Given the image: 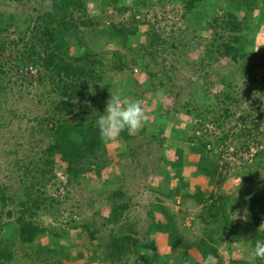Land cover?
<instances>
[{
    "label": "trees",
    "instance_id": "obj_1",
    "mask_svg": "<svg viewBox=\"0 0 264 264\" xmlns=\"http://www.w3.org/2000/svg\"><path fill=\"white\" fill-rule=\"evenodd\" d=\"M10 1L23 3L27 0ZM165 3L181 4L184 16H190L192 21L190 29L194 38L212 33L213 40L202 56L207 59H200L198 64L211 62L216 56L234 62L232 67L212 73L215 81L209 87H219L214 101L205 92L201 99L192 95L183 104L185 114L195 121L193 130H199V135L194 133L187 137L188 148L178 150V160L169 161L164 154L159 158L158 176L170 178L167 169L171 168L178 181L173 190L164 194L169 198L180 196L183 206L192 200L200 207L192 226L199 225L202 234L190 238L186 228L180 225V218L159 202L148 213L150 224L146 234L151 239L146 242L138 239L134 225L122 222L129 204L125 200L126 194L117 188L107 198L111 205L102 226L113 225L118 231H114L105 244L94 243L98 240L99 228L73 220V229L87 232L93 246L87 264H128L132 258L139 264H204L209 254L214 257L210 264H227L220 252L221 246L241 243L244 239L250 243L264 239V142L260 141L264 139L263 107L241 114L236 132L226 128L236 116L233 107L240 102L237 97L248 95L241 84L250 80L255 91L259 88L256 78L258 69L264 68V47H256L260 28L256 20L264 22V0H51L45 11L37 10L34 21L29 23L27 19L23 27L15 16L6 20L0 15V86L7 74L15 72L32 85L47 88L42 93L45 99L42 105H47L48 109L43 110L35 121L38 131L50 139L38 162L39 176L32 175L29 168L25 170L24 174L30 176L27 178L29 185L21 179V187L13 190L0 183V264L13 263L17 248L24 251L26 257L38 258L42 264H79L70 262L74 253L64 246H60V251L48 247L49 240L56 242L64 235L41 225V216L52 215L56 203L47 187L56 179L57 158L64 164L67 178L73 182L92 173L99 178L106 169L114 166L108 144L101 139L95 126L96 116L103 114L111 92L119 89L125 98L136 95L133 86L137 79L131 77L135 76V70L150 78L156 77L160 70H150L157 64L150 61L167 55L175 58L174 52L182 48L180 44L185 45L183 33H173L165 38L152 26L141 33L142 27L150 24L141 20L144 9ZM90 5L95 10L111 7L121 14L129 13L131 20L129 24L109 20L103 25L99 16L90 14ZM13 27L18 37L9 41L5 34ZM142 36L145 42L141 41ZM98 37L104 39V44L97 43ZM109 44H114L117 49L108 54H104V50L98 52L99 48ZM180 57L182 55L178 54ZM9 64L12 69L6 72L5 67ZM166 69L165 72H171L170 68ZM33 70L38 72L36 77L29 72ZM126 71L131 76L121 82H113L110 77L113 72ZM171 73L167 77L172 80ZM212 74H205L206 81ZM261 78L264 85V75ZM159 84L158 87L149 79L144 88L151 95L165 86L163 80H159ZM175 89L178 85L174 83L164 88L168 93ZM7 91L3 88L4 94ZM80 104L84 106L80 107ZM173 109L166 113V125L148 122L140 132L147 134L149 143L157 142L160 149L165 147L164 133L170 119L178 114L177 102L173 103ZM209 124L218 132L209 131ZM119 139L128 144L136 136L122 132ZM229 141L230 146L241 153H250L254 147L257 149L250 159L239 158L240 164L235 168L240 170L235 175L229 173V163H223L221 147ZM127 148L122 156L119 154V164L136 152L132 147ZM191 167L195 168L193 176L206 179V185H197L193 192L190 190L192 185L185 179V173L190 172ZM235 176L240 180L236 187L232 184ZM230 212L238 214L233 218L234 214ZM43 237H48V241L33 247ZM74 244L77 249L80 247L79 241ZM161 244L166 245L164 255L157 253ZM77 255V260L85 258L81 252ZM237 263L264 264V258L253 260L248 255ZM228 264L235 262L229 259Z\"/></svg>",
    "mask_w": 264,
    "mask_h": 264
},
{
    "label": "rangeland",
    "instance_id": "obj_2",
    "mask_svg": "<svg viewBox=\"0 0 264 264\" xmlns=\"http://www.w3.org/2000/svg\"><path fill=\"white\" fill-rule=\"evenodd\" d=\"M50 4L51 0H27L23 3L0 0V15L5 16L6 20L9 16H15L16 21L23 27L27 19L29 23L34 21L33 18L37 16V10L43 12ZM89 12L91 15L99 16L104 22L103 25L109 23V20L127 24L131 20L129 13L121 14L111 7L100 11L95 10L90 5ZM184 14V9L180 3L154 5L147 10L144 9L142 13L141 20H146L150 24L144 25L141 33L144 34L152 26L165 38L171 37L173 33H183V42H185L184 46L180 44V47H182L180 50L174 52L176 54L175 58L167 55L162 59L157 57L150 61L151 63L157 62L150 68L152 71L160 70L156 77L150 78V76L139 70L134 71L135 76H131L128 71L126 73L113 72L110 75L113 82L116 83L126 80L130 76L137 79L136 85L133 86V91L136 92V95L130 98L138 99L142 102L147 115L145 124L149 122L152 125L163 126V123L166 125L168 122V120H164L166 113L168 111L173 112V103H178V114L172 113L174 115L172 120L170 119L164 133V137L167 138L165 147L160 149L157 142L149 143L150 139L147 134L140 133L145 128L144 124L142 129L133 133L136 139L128 144L119 138L114 142H107L110 158L113 160L114 166L106 169L101 177L98 178L92 173L86 175V178H79L74 182L67 178L66 173H64L65 166L57 158L58 165L55 167L56 179L49 183L47 187L49 195L56 200L54 212H52V215L43 214L40 222L43 227L55 229L60 235H64V237H58L56 242L49 240V244H47L49 245L48 247L55 248L58 251L61 249L60 246H64L66 250L69 249L74 253L70 262L87 264L93 249L88 233L80 229H73L75 225L73 220L87 222L95 226L96 229H100L97 235L98 240L94 242L95 244L99 242L105 244L110 235L114 231H118L113 225L102 226L108 218L109 205H111L107 198L112 190L117 188H121L122 192L126 194L125 200L129 204V209L125 213L122 222L123 224H129V226L134 225L138 239L145 242L151 239L146 234L150 224L148 213L159 202L168 207L172 213L177 215V218H180L179 223L183 228H186L185 232L190 238L195 239L202 234L199 225L192 226L193 218L200 207L194 204L192 200H189L187 205L183 206V198L180 196L169 198L164 194L167 190H173L178 185V181L173 177L174 171L171 168L167 169L170 172V178L166 179L158 176L160 172L159 158L164 154L169 161L178 160V150H186L188 148L189 140L187 137L192 136L194 133L199 135V130H193L192 126L195 121L189 119L185 114L183 104L192 95L201 99L205 92H208V95L210 94L211 96V101H214L219 87H209H212L211 84L215 81L213 74L217 70H222L223 67H232L234 62L228 59H219L216 56L211 62L206 61L203 64H198L197 62H200V59H207L206 56H202H204L203 52L206 51V47L210 46L213 35L212 33H203L204 36L202 38H194L190 27L192 23L189 20L190 16H184ZM257 22L260 28L258 29L256 47L259 49L264 47V22L256 20ZM5 36L9 41L15 40L18 37V32L13 27ZM98 40V44H104V39L99 38ZM141 41L145 42L144 36H142ZM116 49L117 47L114 44H109L105 45L104 48H99L98 52L101 53L100 50H104V54H108ZM178 54L182 55V57L178 58ZM166 68L171 69L172 73H170L173 81L167 77L170 73L165 72L167 71ZM5 69L6 72H10L12 64L6 65ZM263 69L260 68L257 71L256 84L259 87L257 91L250 86V80L246 84H241V87L246 89L248 95L237 97L240 102L233 107L236 116L227 123L226 128L228 130L235 129V132L237 131V119L241 114L254 112L258 107H263L264 110V85L261 83L263 82L261 78L264 75ZM29 72L33 73L35 77L38 73L36 70ZM205 74H212L207 78L208 81L205 79ZM4 79L2 86H0V183L17 190L22 185L21 179L27 181V185H29L27 178H30V176L24 174L27 168L32 172V175L39 176L37 173L38 162L42 159L43 150L50 144V139L46 137V134L38 131L37 122L35 121L43 110L48 109L47 105H42V102L45 101L42 93L47 88H39L37 84L32 85L31 82L24 80L23 77H20L15 72L7 74ZM149 79L158 87L160 85L159 80H163L165 86L162 87L163 89H158L156 93L149 95V92L144 88ZM171 83L177 84L178 89H175L173 93H168L164 88H168ZM3 88L8 89L7 93L4 94ZM177 93L179 95L176 99ZM84 104H80V107L84 106ZM172 125L175 126L174 130H172ZM207 129L213 133L218 132L211 124L208 125ZM230 141L224 147H221V151L223 150V163L228 162L231 169L229 173L235 175L240 170V168H235L237 164H240L239 158L250 159L257 149L253 146L254 148L251 149L250 153H241V151L234 149L232 145L230 146L232 144ZM260 141L264 142V139L261 138ZM127 147L134 148L136 152L119 164V154L121 153L122 156V153L128 149ZM188 161H191V158ZM191 168L190 172L185 173V179L192 185L190 190L193 192L197 185H206V179L193 176L195 168ZM262 173L264 174V171ZM239 182L240 180L236 176L232 180V184L235 187ZM262 227H264V222ZM47 238L43 237L37 240L33 247L42 245ZM76 240L80 244L78 249L74 246ZM228 246L231 249H228ZM240 248L241 243L224 244L220 247V252L226 262L229 263V259H231L232 261L234 260L235 264H238L237 260L248 256ZM17 251V258L11 264H42L41 260L36 259V257H26L25 252L19 248H17ZM78 252L83 253L85 258L77 260ZM165 252L166 245L161 244L157 253L164 255ZM135 260L136 258H132L128 264H139ZM93 264H101V262Z\"/></svg>",
    "mask_w": 264,
    "mask_h": 264
},
{
    "label": "clouds",
    "instance_id": "obj_3",
    "mask_svg": "<svg viewBox=\"0 0 264 264\" xmlns=\"http://www.w3.org/2000/svg\"><path fill=\"white\" fill-rule=\"evenodd\" d=\"M146 120L147 115L142 102L138 99L123 97L118 89L111 92L103 114L96 116L95 126L101 139L107 143L116 141L122 132H127L129 135L138 132L143 128ZM230 213L234 214L233 218L238 214ZM240 250L253 260L264 258V239L256 240L254 243L244 239L241 241ZM213 259L214 257L209 254L204 264H210Z\"/></svg>",
    "mask_w": 264,
    "mask_h": 264
}]
</instances>
